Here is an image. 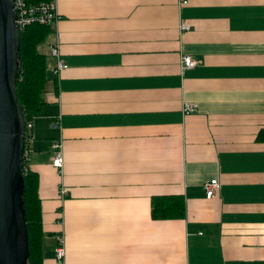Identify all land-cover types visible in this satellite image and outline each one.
I'll list each match as a JSON object with an SVG mask.
<instances>
[{
    "label": "crops",
    "instance_id": "1",
    "mask_svg": "<svg viewBox=\"0 0 264 264\" xmlns=\"http://www.w3.org/2000/svg\"><path fill=\"white\" fill-rule=\"evenodd\" d=\"M57 2L68 68L49 56L31 141L44 264L61 235L63 264H264V0ZM175 196L184 218H155Z\"/></svg>",
    "mask_w": 264,
    "mask_h": 264
},
{
    "label": "water",
    "instance_id": "2",
    "mask_svg": "<svg viewBox=\"0 0 264 264\" xmlns=\"http://www.w3.org/2000/svg\"><path fill=\"white\" fill-rule=\"evenodd\" d=\"M13 0H0V264H28L23 209L26 123L18 101L20 32Z\"/></svg>",
    "mask_w": 264,
    "mask_h": 264
},
{
    "label": "trees",
    "instance_id": "3",
    "mask_svg": "<svg viewBox=\"0 0 264 264\" xmlns=\"http://www.w3.org/2000/svg\"><path fill=\"white\" fill-rule=\"evenodd\" d=\"M31 3L52 0H29ZM54 30L49 25L32 24L20 32L18 50L19 77L17 80L18 101L22 107L26 128L43 114L48 90L49 55L39 47L46 42ZM30 147V141L25 142ZM22 194L23 209L28 226V264H44V239L49 233L43 226L42 204L39 196V178L30 170L24 174ZM185 202L181 196L162 197L154 201L155 218H184Z\"/></svg>",
    "mask_w": 264,
    "mask_h": 264
},
{
    "label": "built area",
    "instance_id": "4",
    "mask_svg": "<svg viewBox=\"0 0 264 264\" xmlns=\"http://www.w3.org/2000/svg\"><path fill=\"white\" fill-rule=\"evenodd\" d=\"M16 12H17V25L19 32L25 30L28 26L32 24H42L49 25L53 28L56 40L53 45L50 46L49 56L56 61L55 73L59 74L68 68L65 62L62 52H61V35L59 33V24L62 20V16L59 13L57 0H52L50 2L42 3H31L29 0H13ZM180 4H188V0H180ZM191 26L185 22L180 25V30L182 32L189 31ZM198 62L192 57L185 55L182 58V66L184 69L195 68ZM196 111V106L191 103H185L183 105V113L185 115L191 114ZM54 128L58 127V124H53ZM32 130L33 123H30L26 128V141H30V147H25L23 156V171L24 174L30 170V164L32 159ZM56 148H60L61 144L56 143ZM53 165L57 169H62L64 165V159L61 151L55 153L53 159ZM204 191L208 199H212L216 196L221 188V184L217 179H212L207 181L203 185ZM65 192V191H64ZM56 260L59 264H63L66 260V241L63 235L59 236L55 246Z\"/></svg>",
    "mask_w": 264,
    "mask_h": 264
},
{
    "label": "rangeland",
    "instance_id": "5",
    "mask_svg": "<svg viewBox=\"0 0 264 264\" xmlns=\"http://www.w3.org/2000/svg\"><path fill=\"white\" fill-rule=\"evenodd\" d=\"M46 47H47V44H46V43H43V44L40 45L39 50H40L41 52H43V51L46 50Z\"/></svg>",
    "mask_w": 264,
    "mask_h": 264
}]
</instances>
